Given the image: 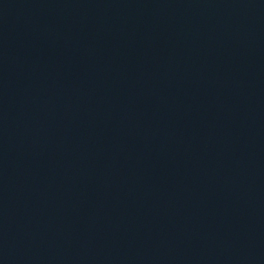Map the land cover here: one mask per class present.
Instances as JSON below:
<instances>
[{"label": "water", "instance_id": "obj_1", "mask_svg": "<svg viewBox=\"0 0 264 264\" xmlns=\"http://www.w3.org/2000/svg\"><path fill=\"white\" fill-rule=\"evenodd\" d=\"M0 264H264V0H0Z\"/></svg>", "mask_w": 264, "mask_h": 264}]
</instances>
